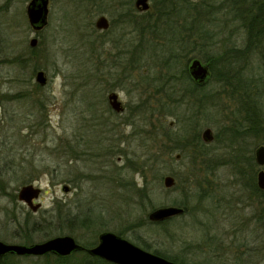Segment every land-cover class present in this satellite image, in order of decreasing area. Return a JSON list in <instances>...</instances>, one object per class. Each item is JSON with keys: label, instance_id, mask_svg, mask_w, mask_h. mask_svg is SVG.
<instances>
[{"label": "rangeland", "instance_id": "1", "mask_svg": "<svg viewBox=\"0 0 264 264\" xmlns=\"http://www.w3.org/2000/svg\"><path fill=\"white\" fill-rule=\"evenodd\" d=\"M129 1L123 5L122 0H50L48 24L35 30L27 16L30 0H0V240L30 244L70 234L93 246L99 233L122 230L135 244L148 242L149 251L159 249L190 264H264V189L257 186L259 167L253 163L264 134L239 136L232 128L241 126L238 121L248 124L244 102L251 103V115L260 111L264 117V58L247 53L232 59V69L220 60L218 71L225 78L217 80L215 72L211 74L202 89L208 96L200 101L201 107L190 104L192 86L186 83L177 89L179 96L164 103L167 110L161 114V94L155 88L160 74L167 73L165 48L173 44L181 51L178 42L167 43L166 38L180 37L186 29L192 33L193 24L208 35L202 53H184L192 47L188 45L175 57L170 72H182L191 58L204 60L229 47H244L245 31L233 15L231 0H183L190 13L184 14L185 7L160 25L166 38L145 33L154 47L142 51L141 67L132 76L117 79L120 68L110 63L139 35L135 25L117 20L130 6L139 13L135 0L131 5ZM144 12L146 20L149 15ZM101 14L111 22L108 29L95 26ZM33 37L35 45L30 43ZM160 47L164 49L159 52ZM40 70L46 77L43 84L36 76ZM231 70L236 75L227 78ZM111 90L126 107L122 114L112 112ZM139 102L143 107L137 116L131 107ZM198 117L200 135L206 127L214 135L200 150L187 140L191 118ZM138 124L141 145L135 133ZM142 143L150 145L149 152H163V158L180 153V161H163L157 172L146 169L143 174L127 161ZM167 174L176 181L171 188L163 184ZM29 183L42 189L36 211L18 199L20 187ZM141 186L147 189L142 199ZM166 205L184 211L162 220L149 218ZM58 207L71 215H89L92 223L64 222L61 232L56 229L62 226L60 219L54 217ZM52 217L50 225L46 221ZM33 220H42L44 230L53 234L30 231L26 223ZM26 230L30 239L23 236ZM13 259L17 264L47 260L44 255L17 254Z\"/></svg>", "mask_w": 264, "mask_h": 264}, {"label": "trees", "instance_id": "2", "mask_svg": "<svg viewBox=\"0 0 264 264\" xmlns=\"http://www.w3.org/2000/svg\"><path fill=\"white\" fill-rule=\"evenodd\" d=\"M185 2H187L185 0ZM126 0H122V4H125ZM132 0L129 1V4L131 5ZM153 3V7L154 9V13L151 12V10H148L146 12H144V14L146 16L149 15V17H147L146 20H144V16H141V13L135 12L134 9L130 6L128 8V18L129 20L127 22L135 25L133 26L135 28V30L138 31V37L134 38L133 41L132 39L129 42V60H128V64L127 66H125V70L124 73L127 72L128 70V74L126 76V78H129L130 76H132V71L134 69H138L141 67V53L144 50H147L149 47H154V45H152L151 43H147L146 40V35L145 33H151L153 36H156L160 39L162 38H166L164 36V34L161 31V24H165L168 20H170L174 15H176V11H180L181 9H184L186 7V10L184 11V14L187 13L189 14L190 10L188 9L189 7H187V3H185L186 5H183V0H152ZM230 6L232 7L231 10H233V15L236 19L240 20L241 26L245 31V35H246V44L244 47H240V48H236V47H229V49L225 50L221 55H218L216 57H214L213 55H208L206 56V58H204V61L208 62L211 70H212V74L217 76V80H224L225 75L222 74L220 71H218L219 69V61L222 59H225L224 64H227V68L228 66L230 67V69L234 68L232 64V59H238L240 57H243V55L247 54V53H253V54H258L260 56H262L264 58V0H231ZM200 11V10H197ZM201 13V12H200ZM205 13V12H204ZM173 15V16H171ZM177 16V15H176ZM186 16V15H185ZM189 16V15H188ZM187 17V16H186ZM154 19V20H153ZM153 20V21H152ZM195 21V20H194ZM186 24V26H189L188 23H186V21H184ZM168 23V22H167ZM177 24V23H176ZM184 26V25H181ZM193 26V30L192 33L187 34V30L184 31V33L180 36V37H169L166 38L167 39V43L170 42V40H173L174 42H178L179 44V48L181 49V51L176 50L174 46H167L165 48V51L168 52V55H166L165 57V64H166V69H167V73H163L160 74V77L158 80H156V85H158V88H155V90L157 91V94H161V96H159V99L157 100L158 102H162V104H160V113H166L165 111L167 109H164L165 105L164 103H170L168 102V100H171L173 98V95L179 96V93L177 92V89H179V87L176 86H170L165 84L167 81H179V79L181 78H187V80L191 79L190 74H187V69L182 70V72H178V71H172V73H170V69H172L171 65H170V59H175V57H178L181 55V53L184 52V49H187L190 45L192 46L190 49L187 50V52L184 53H192L195 51H198L200 53H202L203 49L201 47H203L204 45L206 46L207 44V33L203 30H199L197 31L195 28V25H191ZM164 47H160L157 48L160 51H163ZM183 50V51H182ZM229 61V63H228ZM229 64V65H228ZM237 71H239L237 69ZM236 70H231L230 72H227V78L228 76L231 75L235 76L237 72ZM184 72V76L183 75ZM229 73V74H228ZM182 74V75H181ZM154 85V84H153ZM246 86V84H245ZM247 87V86H246ZM244 87V89L246 88ZM257 87V84H256ZM191 93L194 97L193 102H190L191 105H193V107H201L200 105V101L204 98L207 97L208 94L203 93L202 89L204 88V85H198V84H193L191 87ZM158 89V90H157ZM186 91L189 89L188 87L185 88ZM245 91L248 90H244V94ZM188 92V91H187ZM260 93V92H259ZM258 93V94H259ZM163 95L165 96L163 98V100L161 99L163 97ZM157 99V98H156ZM247 99L250 100V97L247 95ZM255 101L254 98H251ZM179 100H181L180 98L178 99L177 102H179ZM247 101V100H246ZM246 102H244L243 107H245V116L243 117L245 121L248 122V124L246 123H242L241 121H238L239 123H241V126H236L235 128L232 127L231 129L233 130L234 134H238L239 136L248 134V132L254 131L256 133H263L264 134V117L260 114V111H258L259 113L257 114V116H255L254 114L251 115L248 107L251 110V103L250 105H245ZM249 103V102H248ZM145 105V104H144ZM162 105V106H161ZM254 105L256 106V108L258 107L257 104L254 103ZM143 107V105L141 104V102H139L138 104L134 105L133 107H131V113H135L137 116L141 115V108ZM155 109H157L155 107ZM161 120H164L163 117L158 118ZM191 128L192 129H188V133H187V140L189 141V143H191L194 148L196 150H200L204 147L205 143L202 140V137L200 135L198 128V124H199V117L198 118H191ZM140 124L137 125V127L135 128V133L137 134V138L140 140V145H141V127H139ZM155 128H157L155 126ZM167 130H170V128H167ZM149 131L151 134H153V130H147ZM157 133V132H156ZM233 134V135H234ZM156 135V134H155ZM156 140H158L157 136H155ZM264 142V140H263ZM142 148L141 146L138 148H141V150H138L137 148L135 150H132L133 152V156L131 157H127V161L129 162V165L132 168H136V169H140L141 172H143L146 169L152 170V172H157L158 171V167L159 164L161 165L163 163V161H174L176 160L175 157L172 158V156H168L167 158H163L161 156V153H159L157 150H154L153 152L150 151L149 152V144L145 143L143 145L142 143ZM235 159L237 161H239V155L236 154ZM180 161V159H179ZM178 161V162H179ZM0 187H3L2 185H0ZM140 191L139 195L140 198L142 199L144 196H147V189L146 186H141V188H138V192ZM185 212H186V207H185ZM60 219V222L62 224V226L57 227L56 229H58L59 231L62 232V230L65 228L63 225H65L64 222H67L70 225H76V226H89L92 223L91 219H88L87 215L86 217L81 216L79 213L77 214H73L71 215L68 212L63 211V209L61 207H58L57 209V214H54V217L57 216ZM55 221V218H51L49 221H46L48 224L52 225ZM45 222V221H44ZM27 222L26 225L29 226V230L33 231L34 233L37 232H43L46 236H50L53 234V232L51 231V229H45L43 228V221L42 220H33L31 222ZM131 226V225H130ZM129 226V227H130ZM51 226H48V228H50ZM132 227V226H131ZM32 228V229H31ZM28 230H26L25 234H23L25 239H30V232L27 233ZM119 235L123 236V231L119 230L117 231ZM140 244V242L138 241V245ZM85 245V244H84ZM91 245V244H89ZM150 243L145 242L143 243L142 247L148 249L149 248ZM87 246V245H85ZM150 250V249H148ZM154 253H157L161 256H164L170 260H174V261H178L181 262L183 264H190L187 263L184 259L179 258L177 255H169L159 249H154L153 250ZM14 254L12 253H7L4 254L3 256L0 257V264H17V261H15L13 259ZM45 258H47V260L44 262V264H114L112 262H108L102 258L99 257H95L90 255L89 253H87L86 251L80 250L77 252H73L69 255H65V256H59L53 253H47L44 255Z\"/></svg>", "mask_w": 264, "mask_h": 264}, {"label": "water", "instance_id": "3", "mask_svg": "<svg viewBox=\"0 0 264 264\" xmlns=\"http://www.w3.org/2000/svg\"><path fill=\"white\" fill-rule=\"evenodd\" d=\"M47 1L30 0L27 5L29 23L34 29H40L47 23ZM134 4L141 10H147L150 7V0H135ZM108 25V19L103 15L99 16L95 21V26L100 29L106 28ZM36 42L37 38L33 37L30 43L31 45H35ZM189 70L195 80L199 82L205 81L209 72L208 65L203 63L199 58L192 60ZM36 76L37 80L42 84L45 82L46 77L42 70L38 71ZM109 100L115 110H121V103L117 100L116 93L110 94ZM201 137L205 142L212 141L214 138L212 129L210 127L204 128ZM174 157L178 160L181 158V154L176 153ZM255 158L261 166L264 165V145H259L256 148ZM175 183L174 176L167 174L163 177V184L166 188L173 187ZM258 185L264 189V169L258 172ZM64 188L67 190L68 186H64ZM41 190V187L35 186L33 183L22 185L18 191V199L24 201L33 211H36L41 206V203L35 202L34 199L39 198ZM183 211L184 208L181 206H161L153 210L149 214V218L162 220L180 214ZM81 249H86L91 255L114 264H182L151 252L113 231L99 233L98 243L86 248L70 234L55 235L44 241L30 244L11 243L0 240V257L7 253L17 255H45L53 253L65 256Z\"/></svg>", "mask_w": 264, "mask_h": 264}, {"label": "flooded vegetation", "instance_id": "4", "mask_svg": "<svg viewBox=\"0 0 264 264\" xmlns=\"http://www.w3.org/2000/svg\"><path fill=\"white\" fill-rule=\"evenodd\" d=\"M49 2H50V0H48L47 1V23L42 27V28H44L47 24H48V20H49V13H50V7H49ZM151 3V2H150ZM124 5V4H123ZM134 6H135V4H134ZM136 7V6H135ZM137 8V10H139V13H141V11H148L149 9H147V10H141V9H139L138 7H136ZM127 13H128V9L127 10H123V12L121 13V17L120 18H117V20L118 21H120V23L119 24H125L128 20H129V18H128V15H127ZM101 15H103V16H105L104 14H101ZM101 15H99V16H101ZM28 16V15H27ZM98 16V17H99ZM106 17V16H105ZM107 18V17H106ZM108 19V18H107ZM29 20V19H28ZM108 22H109V25H108V27H106V28H103L102 30H105V29H108L109 27H110V25H111V22L109 21V19H108ZM42 28H40V29H35V30H41ZM98 29H100V28H98ZM121 40H123V39H121ZM126 48L124 49H120V52L118 51V54L117 55H115V60L114 61H112V63H110V65L111 66H119V68H120V70L118 71L119 73H117V79H123L124 78V80L126 79V76H127V74L129 73L128 72V70H127V72L126 73H124V70H125V66H127V64H128V60H129V58H128V56H129V50H128V47H129V42L127 41V43H126ZM171 46V45H170ZM172 46H173V44H172ZM194 58H191V59H189V63H188V66H187V68H184L183 70H185V69H187V74H190V77H191V79L189 80H187V82H181V81H167L165 84H167V85H170V86H176V87H183L186 83H187V85L188 84H191L190 86H192L194 83L195 84H198V85H205V83L208 81V79L210 78V76H211V74H212V70H211V67H210V65H209V63L208 62H206V61H204V60H202V59H200L203 63H206L207 65H208V68H209V72H208V75H207V77H206V79H205V81H202V82H199V81H197V80H195V78L191 75V73H190V70H189V66H190V64H191V62H192V60H193ZM170 61V65H174V59H170L169 60ZM173 68V67H172ZM170 73H172V72H170ZM184 73V72H183ZM112 74V73H111ZM186 78V77H185ZM187 79V78H186ZM187 87V86H186ZM189 87V86H188ZM112 93H116L117 94V100L118 101H120L121 102V106H122V108H121V110L120 111H118V110H115L113 107H112V112L113 113H118V114H122L125 110H126V107H125V105H123V103H122V101L119 99V93L118 92H116V91H114V90H111L109 93H108V100H109V95L110 94H112ZM109 102H110V100H109ZM111 104V103H110ZM112 106V105H111ZM253 163L257 166V167H259L258 168V172L262 169V166L257 162V161H253ZM256 169V168H255ZM256 184H257V180H256ZM64 186H67L66 184L64 185ZM257 186H258V184H257ZM257 186H256V188L255 189H257ZM258 188H260L259 186H258ZM68 189H69V186H68ZM40 196V195H39ZM37 199H34V201H36ZM78 242V241H77ZM98 243V242H97ZM96 243V244H97ZM81 244V243H80ZM95 244V245H96ZM85 248L86 247H92V246H85L84 244H82ZM94 246V245H93ZM81 250H83V251H86L87 252V250L86 249H81ZM77 251H80V250H77ZM77 251H75V252H77ZM88 253V252H87ZM90 254V253H89ZM91 255V254H90ZM93 256V255H92ZM96 257V256H95ZM100 258V257H99Z\"/></svg>", "mask_w": 264, "mask_h": 264}]
</instances>
